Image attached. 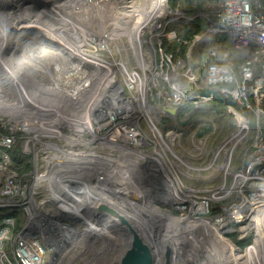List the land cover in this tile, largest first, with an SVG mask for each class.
Wrapping results in <instances>:
<instances>
[{"label":"rangeland","instance_id":"374dc122","mask_svg":"<svg viewBox=\"0 0 264 264\" xmlns=\"http://www.w3.org/2000/svg\"><path fill=\"white\" fill-rule=\"evenodd\" d=\"M8 1L10 0H5L6 4L0 6V63L7 68H22L27 77L19 79V84L25 85L23 82H29V84L26 85L27 91L23 89L12 97L9 93L0 90V131L1 129L4 133L13 131L15 142L10 150H13L12 155L16 157L14 161V157L6 152L9 163L4 172L0 171V182L4 174L14 172L17 175L16 182L24 193L34 200L36 198L38 205L48 209L42 205L48 194L43 188L49 189L51 186L42 183L40 179L43 177L41 175L53 176L46 172L50 160L53 161L52 164L68 160L72 163L68 166H72L76 165L75 155L92 158L93 161L90 164L86 162L79 164L81 169L83 168L80 171L82 172L81 183L86 185L90 184V179H97L95 172L101 176L98 169L101 160L112 157L118 160L119 165L124 166L126 170L136 167V175L128 174L129 177L134 178L130 188H116L118 192L115 193H119V196L126 199V204L131 203L132 200L138 205L147 204L149 209H156L155 213L147 211L150 219H145L144 224L148 221L149 225H144L143 220L139 219L138 227L132 223L146 244L149 245L152 237L160 240L162 232L171 226L170 219L178 218L193 223L204 220L202 229L204 238L218 240L220 246L223 241H227L226 243L232 244L237 252H242L235 255L223 245L225 250L237 258L230 264H252L246 262V255L263 239L264 219L259 213L256 216L258 224H253L250 220L247 224V217L234 216L229 210L237 206L244 196L257 194L260 188L256 185L264 182V163L259 162V165L255 166V160L262 158L261 155H255L262 153L261 149L264 148V118L261 119L260 115L256 116L250 112L253 106L252 101H250L251 109H247L246 115H243L234 107L220 102L203 82H199L198 89L195 84L188 83V78L184 75L188 67L193 71L206 59L208 62L240 66L242 61L240 62L236 52L246 47L237 46L225 33L217 34L208 31L207 23L205 31L196 36L190 44L187 61L182 62L184 64L176 65L167 62L161 68L160 56H157L153 70L146 72L153 75V78L148 81L151 89L148 104L133 103L127 114H123L118 112L117 107H114L112 111L109 105L108 107L105 105L106 101H110L107 99L113 98L114 93L117 96L120 95L119 89H114L112 86V81L124 86L126 76L123 72L137 67L131 54L133 51L128 47V29L139 20L134 19L135 22L131 23L134 12H132L133 17L127 14L119 24L115 22L117 21L115 19L121 14L125 5L135 4L132 6L133 9L140 11L137 17L140 15L148 20V23L154 22L155 25H161V28L157 30L148 31L158 34L162 39L164 34L169 33L166 31L169 23L187 20L189 16L185 11L187 8L194 7L197 0H187L185 4L177 2L176 9L169 8L166 1L164 2L165 11L162 12L163 8L159 10L158 18L153 17L152 8H148L150 11L146 8L148 0H13L14 5ZM15 6L21 7L19 9L22 11L21 15L15 14L18 11ZM215 6L216 2L203 0V8L212 10ZM107 11L113 19L111 22L116 23L114 26L109 25ZM90 16L94 18H89ZM207 17L210 19L212 15ZM41 25L44 26V32L35 29L36 26L41 27ZM47 32H50L57 40L48 36ZM45 44L54 49L50 55L42 56L36 48L41 47L40 51H42ZM256 47L261 51L260 47ZM252 54L248 58L256 60L255 51ZM59 58L68 62L69 74L66 76L62 71L57 75L63 67L60 66ZM80 58L88 62H96V65L77 63L76 61ZM73 66L79 69L71 71L70 67ZM40 71L44 73L39 74ZM171 72L173 74L169 79L165 74L168 75ZM113 73H115L114 77L111 76ZM83 74L85 75L82 76ZM260 78L264 80L263 75ZM40 80H47L45 83L54 92L48 93L49 96L45 93V97L40 94L39 84L40 87L41 84L44 86V81L39 83ZM259 80L253 77L255 83ZM167 81H178L179 85H183V100L178 105L170 106L167 96L161 95L158 98L156 96L158 91H169ZM78 84L83 87V92H79L81 89ZM68 88L70 91H77L72 94L73 96L66 93L62 96L59 93L62 92L60 89L68 91ZM204 90L208 91L207 95L202 94ZM252 91L253 89L250 90L251 95ZM96 98H99L98 101L102 103L99 112L103 118L98 121L100 127L94 126L89 131L84 124L85 109L88 103L95 105L93 103H96ZM7 99H11L10 102L24 100L23 111L20 112V106L10 104ZM42 103L47 106L51 104V110L47 109L46 114H42ZM9 108L14 110L13 114H8L11 112ZM163 108H173L174 113H165ZM56 110L62 116L57 115ZM92 110L98 111L94 107ZM77 112L82 115L81 123L76 122ZM55 116H59L57 120L54 119ZM88 119L89 126H92L94 118L90 120L88 115ZM251 123H253V130ZM130 128L134 133L128 132L129 139L121 140L120 138L124 136L123 132ZM47 130L50 136L45 135ZM68 140L71 142L69 143ZM58 149L64 151L66 149L68 157H63ZM58 155L61 156L55 158ZM27 166L29 170L25 171ZM19 169L22 172H19ZM104 169L111 170L106 167ZM85 170L87 173L84 172ZM58 174L60 177H65V174L61 172ZM129 190L132 191V196L127 193ZM143 190L146 193L139 195ZM96 191L99 192L97 187ZM163 191L173 192L175 196L172 195V200L166 199V201L155 198L157 193ZM100 192H102L101 187ZM176 192L180 193L176 194ZM53 194L56 197L58 195L55 191ZM126 196L129 198L127 199ZM105 199L108 203L111 200L110 197ZM199 204L203 210L201 215L196 209ZM117 205H119L118 202L112 206L119 211ZM259 205L261 208L264 205V200L261 198L257 200V206ZM59 210L57 209L56 213H60ZM238 211L240 212L239 208ZM52 212L55 213L54 210ZM3 215L9 216L12 224L0 230L5 231V238L0 240V264H27V259H32L29 245H39L40 250L44 251L41 257L42 264H117L125 247L126 238L122 226L115 222L104 229L98 218L87 216L85 219H89L90 224L84 225L83 220L73 222L69 226L70 231L67 229L62 232L60 239L56 240L50 236L45 241H41L38 237L39 231L32 227L31 221L25 219L21 210L10 211L1 208V227H3ZM83 215H85L84 212ZM26 222H29L27 229L30 234L26 235V244L19 246L17 241L24 233L21 230ZM16 224L20 225V229L16 230ZM44 225L47 228L45 223ZM258 226L261 229L259 234L256 232ZM82 230H85L83 237L80 236ZM44 231L47 232V229ZM146 231L147 234L150 233L147 238L144 236ZM184 241H179L177 244L183 246ZM202 241L200 243L203 247ZM36 242L39 243L36 244ZM195 247L193 244L192 248ZM259 250L264 253L263 250ZM258 260L264 264V255H260L256 261ZM260 262L254 264H260ZM154 264L161 263L154 260Z\"/></svg>","mask_w":264,"mask_h":264},{"label":"built area","instance_id":"2783aa9c","mask_svg":"<svg viewBox=\"0 0 264 264\" xmlns=\"http://www.w3.org/2000/svg\"><path fill=\"white\" fill-rule=\"evenodd\" d=\"M212 2H216V6L214 9H212L213 12L210 19L207 17L209 15L206 16V14L198 13L192 17H187V19L191 20L196 17H203L208 23V31L217 34L225 33L237 46L248 47L249 44H254V46L256 45L260 47L261 51L259 50V48L257 51H255L257 61L255 59L247 58L242 61L240 66L211 63L206 67L204 76L202 78H199L191 70V68L188 67L184 75L188 78V83L193 85L195 84L198 89L199 82L201 81L204 83L207 89L211 91L216 90L223 97L233 100L240 108L244 110L251 109L252 103L250 105V90L253 89L252 93H254V88L252 87L254 86V84H256L253 81L256 63L260 61L264 62V15L262 14L261 8L256 0H217ZM151 8H153V6ZM167 13H170V11H167ZM139 17L140 19L138 25H132V27L135 28L128 29V47L133 51L131 54L135 60L134 64L137 65V67L132 68L131 71L123 72V74L126 76L124 86L119 82L112 81V84L118 87L120 95L117 97H114L113 95V98L110 97L109 99H107L110 100L108 101V105L111 107L112 111L114 110V107H117L118 112L123 114H127L128 109L133 103L140 102V104L143 105L148 104V98L150 97L149 91L151 90L148 81L153 78V75L151 73L147 74L146 72H151L150 69L153 70V65H155L157 62V56H160L161 68H163L167 62L172 64L174 63L176 65L184 64L182 63L183 61L173 62L171 56L165 54L162 51L160 40L161 38L159 37V35L156 33L152 34V31H148L157 30L161 28V25H155L154 22L148 23V20L142 18L141 16ZM142 26L144 28L143 30L141 29ZM164 37L166 39H173L174 33L169 32L167 34H164ZM136 49H140L141 51V59L143 65H145V68L141 66V63L138 60ZM235 70H237L238 76H236ZM172 74L173 73L171 72L168 75L167 73L165 75L170 79V76H172ZM111 76L114 77L115 73H113ZM24 77L27 76L22 68H7L5 66H2V64L0 63V90L2 89L4 93H9L10 97H12V95H16L23 89L27 91L26 85H28L29 82H23V84L25 85L19 84V79L22 80ZM15 83H17V85H15ZM167 84L169 91H158L156 95L157 98L161 95H163L164 97L167 96L170 106L178 105L183 100V85H179L178 81H167ZM41 87H43V85H41ZM28 91L30 92V89ZM210 97L211 93L209 95V98ZM19 102L20 101L16 100L15 102H10V104L18 105ZM13 111L14 110H11V112H9L8 114H13ZM21 111H23V107L21 108ZM250 112L256 116L259 115L253 109V106ZM142 117H144L143 114ZM263 118L264 116L261 117V119ZM94 126L95 125L91 126V130ZM11 129H15V127H11ZM12 132L13 131H11V133L0 132L1 172L5 171L7 164L9 163L6 152L10 148H12L15 142V138L12 135ZM128 132L134 133L133 129H127L125 130V132H123V138L120 139L123 141L128 140ZM108 133H110V131H108ZM115 136L118 137L117 135ZM261 151L262 153H256L255 155L262 156V158H258L255 160V166H258L259 162L264 163V148H262ZM52 163L53 161L50 160L47 164L46 172L47 174L53 176L46 177L44 175H41L43 177L40 179L42 183L51 186V188L49 189L43 188L48 194L45 196L42 205H44L48 209L42 208L41 205H38L36 198L34 200L24 193V191L19 187V184L16 182L17 175L14 172L4 174L0 182V209L4 208L9 209L10 211L21 210V214L25 217V219L27 221H31L32 227L37 228V230L39 231L40 234L38 235V237L41 241H45L46 239L50 238V236L56 240L60 239L62 232L67 231V229H69L70 231L69 226L72 225L73 222L83 220L84 225L89 224V219H85L87 218V216L98 218L97 214L92 210L94 204L97 201L90 207V210L87 209V207L91 205L89 203H93L96 193L94 194L93 192L89 191L88 188H86L85 183H81L82 172L73 170V167L70 166H67L65 169L57 166V168H55V171H52ZM65 171H70L71 173ZM60 172L69 173L70 175L66 179L65 177L58 176V173ZM84 172L87 173V170H85ZM99 173L101 175L107 172H103L100 170ZM107 174L110 175V173ZM89 175L92 176V174ZM95 177L97 179H90V181L92 182L94 187L98 188V191L100 192V184L98 182L100 176L97 172H95ZM53 182L54 184L52 185ZM255 185H253V187H255ZM82 190H86V192H88L87 198H85L84 196L81 197ZM54 191L56 194L58 193L57 197L53 194ZM83 201L85 203L84 210V206L82 204ZM238 208L240 212L238 211ZM57 209H60V213H56ZM45 210L51 212L52 210H54V215H56L47 216L43 212ZM229 211H231L233 213L232 215L234 216L247 217L248 224V221L250 219L254 218L256 215L258 216V212H261L262 208L257 206V195L251 194L244 196V198L238 202V205L233 206ZM83 212L85 215H83ZM80 217L82 219H80ZM2 218L4 219L3 227H1L0 225V230L12 224V220L9 216L4 217L3 215ZM98 219L102 226L105 227L104 229L112 225L110 219L106 217H101ZM28 223L29 222H26V224L22 227L21 232L24 233H22L20 239L17 241V244L19 246H21L23 243L26 244V235L30 234L27 229ZM44 223L46 224L47 228H45ZM45 229H47V232L44 231ZM3 238H5L4 230L0 231V240H2ZM38 243L39 242H36V244ZM28 247L30 248V254L32 255L31 257L35 260V263L42 264L41 257L44 251L40 250V246L29 245Z\"/></svg>","mask_w":264,"mask_h":264},{"label":"bare ground","instance_id":"6f19581e","mask_svg":"<svg viewBox=\"0 0 264 264\" xmlns=\"http://www.w3.org/2000/svg\"><path fill=\"white\" fill-rule=\"evenodd\" d=\"M139 1H141V0H139ZM144 1V0H143ZM166 0H148V2H146V8L148 9V8H151L152 6H153V8H152V10H151V12L153 13H151L152 15H153V17H157L158 16V14H160V13H158L159 12V10H161L162 8H163V11L162 12H164L165 11V7H164V2H165ZM4 2V3H3ZM12 3H13V5H14V2H13V0L11 1ZM112 2V1H111ZM2 4H6V2H5V0H0V6L2 5ZM132 4V3H131ZM143 5V4H142ZM22 6H23V4H22ZM132 6H135V4H132V5H130V6H126L125 5V7H124V9L122 10V12H121V14L115 19V20H117V21H115L117 24H119L122 20H124V19H122V18H124L127 14H130V15H132V12H134L133 13V15H134V18H133V20L131 21V23H134L135 22V20H139L140 19V15L137 17V15L140 13V11H139V9H133V7ZM139 6H141V4H139ZM21 7L20 6H15V9L16 10H18L17 11V13H15V14H17V15H21V12L22 11H19V9H20ZM113 8H115V7H113ZM14 9V10H15ZM146 10V9H145ZM149 10V9H148ZM167 10V9H166ZM81 12H82V10H80ZM128 13H127V12ZM150 11V10H149ZM72 12H74V11H72ZM114 12V11H113ZM145 12H147V11H145ZM83 13V12H82ZM96 13H98V11H96ZM37 14V13H36ZM106 14H107V17H109V25H113L114 26V24H116V23H114V22H111L113 19L111 18V15L109 14V12L107 11L106 12ZM145 14H147V13H145ZM133 15H132V17H133ZM38 16V15H37ZM89 18H94V16H90ZM132 19V18H131ZM135 19V20H134ZM138 24V22L136 21L133 25H137ZM19 25V24H18ZM108 25V26H109ZM117 26V25H116ZM120 26V25H119ZM42 27V28H41ZM41 27H39V26H36L35 27V29H37V30H39V31H45V29H44V26L43 25H41ZM131 28H135V27H131ZM142 30L144 29L143 28V26H142V28H141ZM36 30V31H37ZM21 32V31H20ZM16 33H18V32H16ZM47 33H49V34H47L48 36H52V39H54V40H57V38L56 37H54L50 32H47ZM112 34H113V32H112ZM13 37V36H12ZM11 37V38H12ZM30 40V39H29ZM46 46H44V48H42V49H44V50H42V51H40L41 49V47L40 48H36V51H39V53L40 54H42V56L44 55V56H47V55H50L53 51H52V49H54V47H51V46H49V45H47V44H45ZM14 49H15V47H14ZM55 49H57V48H55ZM39 53H34V54H39ZM55 53H58V54H60L59 52H55ZM136 53L138 54V60H139V62L141 63V66H143V63H142V59H141V51H140V49H136ZM16 54H18V52H16ZM27 55V54H26ZM22 56V55H21ZM28 56V55H27ZM32 57V56H31ZM26 58V57H25ZM11 59V58H10ZM21 59H22V57H21ZM31 59V58H30ZM60 59V58H59ZM81 60V61H80ZM12 61V60H11ZM22 61H24V60H22ZM69 61H71V60H69ZM77 63L78 62H80V63H86V64H91V65H93V64H95L96 65V62H88V60H85V59H83V58H80V59H78L77 61H76ZM31 63V62H30ZM29 63V64H30ZM10 64V63H9ZM15 64V63H14ZM28 64V63H27ZM27 64H25V66L26 67H28V65ZM71 64V63H70ZM12 65V64H11ZM67 65H68V62H66L64 59L62 60V59H60V66H63V67H61L60 68V70L57 72V75H58V73L59 72H61L62 71V73L63 72H65L63 75H65L66 76V74H69L68 73V69L67 68H69V66L67 67ZM59 66V67H60ZM9 68V67H8ZM18 68H20V67H18ZM71 68V71H74V70H78L79 68H75L74 66L73 67H70ZM143 68H145V65L143 66ZM58 69V68H57ZM67 69V70H66ZM50 71V70H49ZM70 71V72H71ZM90 73H91V71L90 70H88ZM110 71H112V69H110ZM93 72V71H92ZM33 73H35V72H33ZM39 74H42V73H44V72H38ZM37 75V74H36ZM85 74H83L82 76H84ZM81 76V77H82ZM42 79V78H41ZM54 79H57V78H54ZM37 80V79H36ZM43 81L44 80H40L39 81V83H43ZM46 82H47V80H45ZM45 81H44V86L41 88L40 87V84H39V89H40V91H41V93L40 94H42L43 96L44 95H46L45 93H53L54 91L52 90V88L51 87H49L48 86V84L47 83H45ZM51 82V81H50ZM49 83V82H48ZM82 83V82H81ZM41 85H43V84H41ZM35 86V85H34ZM112 86L114 87V89L115 88H118L116 85H113L112 84ZM36 87V86H35ZM78 87H79V89H81L79 92H81L82 91V89H83V87H81L79 84H78ZM38 89V90H39ZM38 90H37V92H38ZM62 92H59V93H61V95L62 94H68L69 96H73L72 94L75 92V91H77V90H74V91H70V89L68 88V91H64V90H62V89H60ZM58 92V91H57ZM83 92V91H82ZM39 93V92H38ZM81 94V93H80ZM119 94V93H118ZM31 95H33V94H31ZM54 95V94H53ZM110 95V94H109ZM112 95V94H111ZM114 96H116L117 97V94L116 93H114L113 94ZM27 96V95H26ZM39 96V95H38ZM48 96H49V94H48ZM41 97V96H40ZM45 97V96H44ZM99 97V96H98ZM42 99V98H41ZM99 99V98H98ZM98 99L96 98V103L94 102L93 104H95V105H92V103H88V105L86 106V109H85V116H86V119L84 120V124H85V126H86V128L89 130V131H91V126H89V119H88V115L90 116V118H91V120L94 118V122H93V125H95L96 127H100V125H98V121L101 119V118H103V115L102 116H100V109L99 108H101L102 107V103H101V101H98ZM8 101H9V103H10V99H7ZM37 100H39V99H37ZM50 100V99H49ZM77 100V99H76ZM90 100V99H89ZM94 100V99H93ZM74 101V100H73ZM24 100L22 101L21 99H20V102H19V106H20V108H19V111H21V108L23 107V105H24ZM26 102V101H25ZM57 102V101H56ZM71 102V101H70ZM78 102V101H77ZM87 102V101H86ZM49 103H51V102H49ZM58 103V102H57ZM74 103H76V101H74ZM84 103V102H83ZM108 101H106V105L105 106H107L108 107ZM43 105H42V109H41V111H42V114H44L45 112H47V109H49V110H51L50 108H51V104L49 105V106H47V105H44V103H42ZM46 104V103H45ZM72 104V103H71ZM82 104V103H81ZM15 105V104H14ZM27 105V104H26ZM53 105V104H52ZM58 105V104H57ZM56 105V106H57ZM60 105V104H59ZM73 105V104H72ZM47 106V107H46ZM83 106V105H82ZM96 108V110H98L97 112H94L93 110H92V108ZM41 108V107H40ZM55 108V107H54ZM55 109H57V108H55ZM58 109H61L60 107H58ZM70 109V108H69ZM64 110V109H63ZM64 112V111H63ZM46 114V113H45ZM56 114L57 115H59V116H62L60 113H58V111L56 110ZM78 116H77V118H78V120H76V122H79V123H81L82 122V115H80V112H77L76 113ZM59 116H55L54 117V119L55 120H57V118L59 117ZM83 117H84V115H83ZM67 125H68V123H66ZM68 127H70V126H68ZM102 127V126H101ZM80 132V131H79ZM91 133V132H90ZM45 135H49L48 134V130L46 131V133H45ZM78 135H80L79 133H78ZM91 135V134H90ZM50 136V135H49ZM34 138V137H33ZM69 138V137H68ZM68 138H66V139H68ZM71 138V137H70ZM75 139V138H74ZM80 139V138H79ZM64 140V139H63ZM71 140H73V139H71ZM82 140V139H81ZM66 141V140H65ZM69 141V140H68ZM74 141V140H73ZM71 141H69V143H70ZM45 146H46V144H45ZM59 150V153H61V154H63V157L65 156V157H68V152L66 151V149H65V151L64 150H61V149H58ZM61 156V155H60ZM59 155L58 156H56L55 158H59L60 157ZM77 158H75L74 157V159H75V161H74V163L76 162V165H72V166H70V167H73V170H77V171H81L82 169H81V167H79L78 165L81 163V162H86L87 164H90L92 161H93V159L92 158H90V157H87V156H81V155H75ZM94 158V157H93ZM96 159H98V158H96ZM95 159V160H96ZM119 159V158H118ZM124 162V161H123ZM135 163V162H134ZM158 163V162H157ZM72 163L71 162H69L68 160H65L63 163H59V162H56V163H54V164H52V170L53 171H55V168H57V166H59L60 168H66L68 165H71ZM103 167V168H102ZM104 167H106V168H110L111 170H107V169H104ZM126 167H128V166H126ZM98 168L101 170V171H103V172H107V173H111V175H109V174H107V173H103V174H101V176H100V179H99V184H100V187H101V190H102V192H104V193H102V192H97L95 189H96V187H94V186H92L93 184L90 182V184H86V188H88V190L89 191H91V192H93L94 194H95V198H94V200H93V203H89V204H91L89 207H87V209L88 210H90V207L96 202V200L97 201H99L100 200V198H101V200H106L105 198L106 197H110L111 198V200L109 201V203L110 204H112V205H116V203L118 202V204L119 205H117L118 207V210L121 212V213H123L127 218H128V220L131 222V224L132 223H134V225L135 226H137L138 227V223H137V220L139 219L140 221H142V223L144 224V221H145V219H150V217H149V215H148V213H147V211L148 212H151V213H155L156 212V209H154V208H152V209H149L150 207L146 204V205H138V204H136L135 202H133L132 200H131V203H125V200L126 199H124V198H122L121 196H119L118 194H116L115 192H118L117 191V189H116V186H114V183H118V184H120V186L122 187V189H129L130 188V186H131V181L132 180H134V178L132 177V176H134V175H136V167H133V169L132 170H126L125 168H124V166H122L121 164L119 165V163H118V160L116 161V160H114V158L112 159V157H108V158H105V159H102L101 160V164H98ZM129 168V167H128ZM152 169H154V167H152ZM57 171V170H56ZM62 172H63V170H62ZM65 172H70V171H65ZM71 173V172H70ZM66 175L65 177H69V173L67 174V173H63V175ZM128 174H131L132 176L131 177H129L130 175H128ZM134 174V175H133ZM60 175V174H59ZM50 176V175H49ZM39 178H41V176H39ZM264 181V180H263ZM163 181H161V183H162ZM171 182V181H170ZM142 183V182H141ZM54 183H52V185H53ZM164 185V184H163ZM168 186V185H167ZM141 187V186H140ZM256 187H261L260 189H258L257 190V194H255V195H257V200L259 199V198H261V199H263L264 200V182H262V183H260V184H257L256 185ZM84 189V188H83ZM120 189V188H119ZM135 189V188H134ZM133 189V190H134ZM254 189V188H253ZM132 190V189H131ZM131 190H129V191H131ZM132 190V191H133ZM165 190V189H164ZM168 190V189H167ZM254 190H256V189H254ZM131 191V192H132ZM172 191V190H171ZM181 192V191H180ZM180 192H176V194H178V193H180ZM183 192V191H182ZM185 192V191H184ZM124 193V192H123ZM127 193H128V191H127ZM127 193H125V194H127ZM146 192L143 190V191H141L140 192V194L139 195H144ZM256 193V192H255ZM58 194V193H57ZM182 194V193H181ZM87 195H88V192H86V190H82V192H81V197L82 196H84L85 198H87ZM106 195V196H105ZM172 195L173 196H175V194L173 193V192H160V193H157L156 194V196H155V198H157V199H159V198H161V200L162 199H165V201H166V199H170V200H172ZM128 196H126V198H127ZM143 197V196H142ZM129 198V197H128ZM127 198V199H128ZM140 198V197H139ZM144 198V197H143ZM154 198V199H155ZM174 198V197H173ZM134 201H136V200H134ZM164 201V200H163ZM125 203V204H124ZM82 204H83V206L85 207V203H84V201L82 202ZM193 204V203H192ZM261 205H259L258 207H260ZM201 204H199L197 207H196V209L198 210V214L199 215H201L202 213H203V210H201ZM85 208H83V210H84ZM126 209V210H125ZM140 210H141V212H140ZM45 212V214L48 216V215H50V216H52V215H54V213L53 212H51V211H44ZM158 212V211H157ZM137 213H140V214H137ZM129 214V215H128ZM143 216V217H138V216ZM170 217V216H169ZM148 222V221H147ZM147 222L145 223V224H147ZM90 224V223H89ZM142 224V225H143ZM144 224V225H145ZM170 224H171V226H170V228H168L165 232H162V234H161V236H160V240H157V239H155V238H153L152 236V239H151V241H149V245H148V247H149V249L151 250V252H152V255H153V257H154V260H155V262H159V263H163L164 262V250L167 248V246L168 247H170V264H230V263H232V262H235L236 260H237V258H236V256H234V255H232V254H230L227 250H225L222 246H220L221 244H219L218 243V240L216 241H213V240H211V239H209V238H204V236H203V234H202V229L204 228V220H202L200 223H193V222H187V221H184V220H180V219H178V218H173V219H170ZM147 225H149V224H147ZM146 225V226H147ZM173 225H174V227H173ZM145 226V227H146ZM144 228V227H143ZM148 228H150V227H148ZM146 229H147V227H146ZM143 230V229H142ZM141 230V231H142ZM198 230H199V232H198ZM105 231V230H104ZM149 231V230H148ZM74 232V231H73ZM75 232H77V231H75ZM82 232V235L80 234V236L81 237H83V235H84V232H85V230H82L81 231ZM71 233V232H70ZM113 234V233H112ZM150 234V233H149ZM149 234H147V231H146V235H144V236H146V238H147V236H149ZM199 235L198 237H197V235ZM70 235V234H69ZM73 235V234H72ZM142 236V235H141ZM72 238H74V237H72ZM143 238V237H142ZM186 239H187V241H186ZM84 240V239H83ZM145 240H147V239H145ZM149 240V239H148ZM183 240H185L184 242H182L183 243V246H179L178 244H177V242H179V241H183ZM201 240H203L202 242L204 243L203 244V247H202V243H200L201 242ZM71 241V240H70ZM67 243H68V241H66ZM124 243V242H123ZM66 244V243H65ZM195 245L196 247L195 248H192V245ZM68 246V245H67ZM70 249V248H69ZM259 249H261V250H263V252H264V237H263V239L261 240V242L259 243V245H257L255 248H253L252 249V251L249 253V254H247L246 255V262H248V263H252V264H254V263H257V262H260V260H258V261H256V259L260 256V255H264V253H261V251L259 250ZM68 251V250H67ZM69 252V251H68ZM67 253V252H66ZM31 255V254H30ZM186 255H188V257L190 258H186ZM236 255V254H235ZM60 256V255H59ZM182 257H183V260H182ZM23 258H26L25 256H23ZM263 258V257H262ZM118 259V258H117ZM27 264H37V263H35V260L32 258V259H27ZM116 262V261H115ZM117 264H120V262H119V259L117 260V262H116ZM260 264H261V262H260Z\"/></svg>","mask_w":264,"mask_h":264},{"label":"trees","instance_id":"16d2710c","mask_svg":"<svg viewBox=\"0 0 264 264\" xmlns=\"http://www.w3.org/2000/svg\"><path fill=\"white\" fill-rule=\"evenodd\" d=\"M186 1L187 0H168L167 5L170 8L174 9L177 7L176 6L177 2L185 4ZM256 1L258 2V5L261 8L262 14L264 15V0H256ZM185 12H187V15L189 17H192V16L196 15L197 13H203V14L210 16L212 14L213 10L207 9L205 7L203 8V0H197L195 3V6L187 8ZM206 28H207V22H206V19L203 17H196V18H193L191 20L187 19V20H181L178 22L177 21L171 22L166 26V31L173 32L174 38L173 39H166L165 37H163L161 39V49L165 54L171 56L173 62H177V61H181V60H183V62L184 61L186 62L188 54H189L188 49H189L190 44L192 43L193 39L196 36L203 33ZM256 50H257L256 46L249 45L248 47L237 51L236 56H238V58L241 62L244 59H247L250 55L252 56L253 55L252 52L256 51ZM207 62H208V60L206 59L204 62L198 64V66L195 67L196 68L195 70L193 69L194 73L199 78H202L204 76L205 69L209 64L216 63V62H208V63ZM205 63H207V64H205ZM216 64H219V63H216ZM263 64H264L263 61L256 63V69L254 72V77L257 79H260V80L258 83L254 84V86L252 87V88H254V93L250 96L254 110L261 117L264 116V80L260 78V76H262V75L264 76ZM222 65H224V64H222ZM235 72H236V76H238L237 70H235ZM212 92L214 93V95L216 96V98L220 102H222L223 104H225L227 106L234 107L236 110L241 111L240 112L241 114L246 115L247 111L240 108L239 106H237V104L233 100L223 97L216 90H212ZM202 94L207 95L208 91L204 90L202 92ZM251 127L253 130V123H251ZM0 132H2V129ZM2 133H4V132H2ZM7 152L12 157H14L12 155L13 150L11 151L9 149ZM15 159H16V157H14V161H15ZM18 165H19V163H18ZM28 170H29V166L26 167L25 171H28ZM18 171L22 172V170H20V169ZM259 213H260V217L262 219H264V205L262 206V211L258 212V214ZM256 216L254 218L250 219V221H252L253 224L257 223ZM19 227H20V225L16 224V230L19 229ZM260 231H261V229L258 226L256 229V232L259 234ZM226 242L227 241H225V242L223 241L222 246L223 245H224V247L226 246L230 251L234 252L236 255L242 253V252H237L235 250V248L232 246V244H227Z\"/></svg>","mask_w":264,"mask_h":264},{"label":"water","instance_id":"95a60500","mask_svg":"<svg viewBox=\"0 0 264 264\" xmlns=\"http://www.w3.org/2000/svg\"><path fill=\"white\" fill-rule=\"evenodd\" d=\"M163 110L165 113H174L173 108H163ZM114 186L122 189L118 183H114ZM128 193L129 196L133 195L131 191H128ZM92 210L97 214L98 218L106 217L111 222L122 226L126 241L124 250L119 258L120 264H154V257L148 245L123 213L117 211L104 200L97 201ZM164 264H170V248L168 246L164 250Z\"/></svg>","mask_w":264,"mask_h":264},{"label":"flooded vegetation","instance_id":"af4514ba","mask_svg":"<svg viewBox=\"0 0 264 264\" xmlns=\"http://www.w3.org/2000/svg\"><path fill=\"white\" fill-rule=\"evenodd\" d=\"M10 1H12V0H10ZM10 1H8V2H10Z\"/></svg>","mask_w":264,"mask_h":264}]
</instances>
